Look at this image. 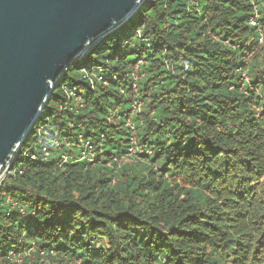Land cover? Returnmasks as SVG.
<instances>
[{"label": "trees", "instance_id": "obj_1", "mask_svg": "<svg viewBox=\"0 0 264 264\" xmlns=\"http://www.w3.org/2000/svg\"><path fill=\"white\" fill-rule=\"evenodd\" d=\"M10 172L0 264H264V0H146L62 74Z\"/></svg>", "mask_w": 264, "mask_h": 264}, {"label": "water", "instance_id": "obj_2", "mask_svg": "<svg viewBox=\"0 0 264 264\" xmlns=\"http://www.w3.org/2000/svg\"><path fill=\"white\" fill-rule=\"evenodd\" d=\"M146 0H0V172L63 73Z\"/></svg>", "mask_w": 264, "mask_h": 264}, {"label": "built area", "instance_id": "obj_3", "mask_svg": "<svg viewBox=\"0 0 264 264\" xmlns=\"http://www.w3.org/2000/svg\"><path fill=\"white\" fill-rule=\"evenodd\" d=\"M249 24L252 25V26H254V25L256 24V23H255V20H254V19H251ZM139 107H140L139 103L134 102V103H133V108H132V109H133L134 112H136V111L138 112V111H139ZM127 126H128L129 128L132 129L131 124H130L129 122L127 123ZM133 145H135V144H134V141L131 142V146H133ZM18 151H19V150H18ZM18 151L16 152L15 157L17 156ZM133 152H134V148L131 147V148L128 150V156L132 155ZM15 157H14V158H15ZM14 158H13V159L7 164V166L5 167V169H4L3 171L0 172V188H1V186L3 185V181L5 180V178H6L8 175L11 174V172H10V168H11L12 161L14 160ZM5 174H6V175H5ZM6 204H9L11 207H13V206L15 205V203L12 202V200H9V199L6 200ZM39 255L42 256V253H39ZM7 258H8V260H9L11 263L16 262V261L18 262V261L20 260V259H19V258H20L19 255H18V256H17V255L8 256ZM19 263H20V261H19Z\"/></svg>", "mask_w": 264, "mask_h": 264}, {"label": "rangeland", "instance_id": "obj_4", "mask_svg": "<svg viewBox=\"0 0 264 264\" xmlns=\"http://www.w3.org/2000/svg\"><path fill=\"white\" fill-rule=\"evenodd\" d=\"M129 160V158H128ZM123 163H128L123 161ZM6 175V174H5ZM32 247V246H31ZM36 253V250L31 248L29 251L25 252V254H23V257L19 258V261L17 262H13L11 264H59L56 262H52L49 259H45L44 257H41L40 255L35 256L34 254ZM23 259H25V263L23 261Z\"/></svg>", "mask_w": 264, "mask_h": 264}]
</instances>
